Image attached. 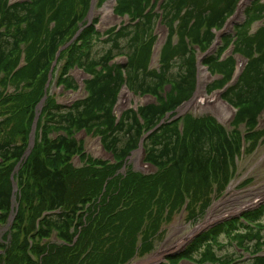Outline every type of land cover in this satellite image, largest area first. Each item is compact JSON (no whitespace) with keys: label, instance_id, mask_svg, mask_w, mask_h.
I'll return each instance as SVG.
<instances>
[{"label":"trees","instance_id":"trees-1","mask_svg":"<svg viewBox=\"0 0 264 264\" xmlns=\"http://www.w3.org/2000/svg\"><path fill=\"white\" fill-rule=\"evenodd\" d=\"M83 1L88 11L91 0ZM159 1L155 0V3ZM189 1L163 0V15H160L155 12L156 5H151V0H117L120 8L115 10L116 16H128L131 23L113 28L106 35L98 33L96 24L90 25L68 49L59 83L66 90H77L78 85L69 72L83 69L92 77L86 82L88 96L70 108H64L55 97L48 96L41 144L36 143L22 167V192L33 184L38 204L22 195L32 208V216L26 223L22 206L17 218L19 225L14 227L11 235L16 238L24 234L30 239L23 238L7 252L0 264H20L21 261L26 264H129L155 248L163 222L169 223L173 219L166 218L165 211L179 206L180 211L191 197L188 191L192 179L205 186L210 185L213 178L223 177L228 182L230 160L239 151L235 134L228 133L210 117L197 120L187 117L182 131L179 126L182 117L165 122L164 118L194 93L198 68L195 52L190 46L206 51L214 45L216 34L213 30L225 27L227 17L234 15L241 0H192L193 9L195 5L207 4L193 24V13L189 11L181 26L180 32L190 36L192 41H182L176 48V56L164 50L158 69H152L150 65L155 42L153 31L160 19L169 30L166 46L174 50L171 40L178 31L173 27L183 9L190 6ZM62 2L66 11L73 0ZM48 3L49 0H28L12 5L0 0V74L16 69L19 63L14 55L21 52L23 45H29L28 67L15 75L29 83L38 81L41 85L37 100L32 98V88L26 92L29 95L25 106L33 105L29 114L31 121L36 116L34 110L45 96L46 84L42 83L41 77L47 76L56 54L80 22L79 16L72 17V14L63 22L58 10L54 15L57 28L48 42L31 46L44 29ZM51 3L58 4L57 0H51ZM245 17L244 23L237 25L236 35H224L223 46L216 55L206 57L203 64L212 75H221L209 88L212 93L224 90L234 78L236 60L233 57L221 60L230 45L234 44L235 52L248 60L247 69L236 84L225 91L223 99L244 113L251 127L255 128L253 111H260L264 103V27L253 34H249L248 28L256 22L264 23V3L254 1L246 9ZM190 23L192 26L187 29ZM100 43L109 47L96 54L94 49ZM120 56L127 57V66L112 65ZM126 85L143 95L153 96L158 103L141 107L138 112L125 111L118 121L114 109ZM166 86L172 87L167 99L160 94ZM162 122L163 125L146 137ZM2 126L0 123V159L14 162L8 166L0 165V209L11 210L12 169L24 158L28 146L14 145L4 139ZM82 131L101 136L105 150L115 157L117 163L93 158L86 160L83 144L75 139L76 132ZM52 134H57L56 139L51 137ZM141 143L146 161L156 168L157 173L152 176L132 170L123 173L124 160L138 150ZM75 157L81 159L82 167L73 165ZM194 210L198 208L192 209L191 217L196 215ZM36 213L40 216L37 217ZM198 213L203 214L202 210ZM261 216H264V207L246 212L240 219L251 225ZM6 218L4 215L1 220ZM229 221L196 240L183 256L171 257L168 261L195 260L198 253L209 258L214 247L213 232L227 234L226 229L231 226ZM245 228L242 229L248 235L242 234L239 238L243 239L242 243L253 245V254L258 256L261 253L258 246L264 237L260 231ZM0 248L5 250L6 243H1ZM256 256L250 260L251 264H264V257ZM231 257H228L227 264H239Z\"/></svg>","mask_w":264,"mask_h":264},{"label":"rangeland","instance_id":"rangeland-1","mask_svg":"<svg viewBox=\"0 0 264 264\" xmlns=\"http://www.w3.org/2000/svg\"><path fill=\"white\" fill-rule=\"evenodd\" d=\"M4 1H6L8 4L13 5L22 4L27 2L28 0ZM244 1L245 0H241L238 7L236 8L234 15L227 17L225 27H223V29L219 31L213 30L216 34V41L218 36L223 33H225L224 35H236L235 29L237 25H242L244 23V20L246 19V9L256 0H246L243 6L244 9H242V13L241 15H239V8H241ZM260 1L264 3V0ZM57 3L58 4L53 5L51 3V0H49L45 11L46 20L44 29L41 33V36L34 40L31 43V46L38 47L39 45L43 43L46 44L48 42L49 36L57 28V23H55L54 21V15L58 10L63 16V22L65 21V17L70 14H72V17L79 16L80 22L78 24V27L73 32L71 38L68 40V42H66V44L63 43L64 45L56 54L54 62L51 68L48 70L47 76L45 77L44 75L43 77H41L42 83L46 84L44 85L45 96H43L42 100L34 110L36 113L34 121H31L29 115L33 110V105L25 106V99L29 95L26 94V92L31 91L30 89L32 88V98L34 100H37L39 98V94L37 93L41 85L38 81L29 83L27 79L15 75L20 70L23 71L28 67V52L30 48L29 45H23L21 52L14 55V58L17 59V64L19 63L16 69L0 74V123L3 124L2 130L4 131V139L10 141L14 145L24 146L25 144H27L28 146L24 158L18 161L12 169L10 182L12 186L11 193L13 195V204L11 210L0 209V214H4L7 216L6 219L1 220L4 215H0V244L4 242L6 243L5 250L4 248H0V261L7 255V252L9 250L14 249L15 246L23 240V238L27 237L28 239H30L28 235L25 236L24 234H19L16 238H12L11 235L14 227L19 225L17 218L20 210L22 211V206L25 210L24 220L26 223H28L30 217L32 216V208H30V205L26 204L24 199H22V195H25L30 200H33V203H36V205L38 204L37 190L33 184L28 185V187L22 192V167L23 164L27 161L28 157L31 155L36 143L38 142V144H41L42 122H44V120L46 119L44 109L47 104L48 96L55 97L56 101L64 108H70L74 106L78 101L83 100L88 96L86 90V82L92 77L88 75L83 69H72L69 72V76H71L78 85L77 90H66L64 86L59 83L62 68L67 62L68 49L78 39L81 38V36L84 34V30L90 25L96 24L98 33L101 35H106L107 32L113 28L131 23V20L128 16H116L115 10L117 8H120V5L118 6L117 0H95L92 14L91 9L93 6V0H91V5L88 11L86 10L87 6L83 0H73L71 6L66 11L64 10V3L62 2V0H57ZM154 4L156 5L155 12L163 15V0L156 3L155 0H151V5ZM189 4L190 6L183 9L180 18L173 27V29L178 31L171 40V46L174 47V50L168 49V46H166L169 38V30H167L168 28L162 23V21L154 29L153 33L155 35V42L152 44V60L150 64L152 69H158L161 66L160 59L164 50L169 52L170 55L176 56L178 54L176 48H179L178 46L182 41L187 43H189V41H192V38H190V36L180 32L181 26L185 21L189 11L193 13L191 19V22L193 24L194 20H197L198 14L203 11V8L207 4L203 3L197 6L195 5V9H193L191 6L192 4H194L192 0L189 1ZM111 5L113 8L114 17H110L107 15V7ZM150 10L151 8L148 9V11ZM1 13L2 11L0 10V15ZM81 14L83 17H80ZM191 26L192 25L190 23L187 29H189ZM262 27H264L263 22H256L252 26V28H248L249 34L257 32ZM225 30L226 32H224ZM187 37H189L190 39L186 40ZM219 40L220 38H218V41ZM222 46V40L218 45H216L215 42V44L211 45V47H209L206 51H202L198 46H190V48L195 52L198 68L194 93L177 110H174L172 112L170 111L164 118V122L166 120L170 121L182 117L183 119L181 120L179 125L180 130L182 131L185 124V119L187 117L195 118L196 120L210 117L213 118L217 122V124L222 126L228 133L235 134V137H237L239 140V151L235 154L234 159L230 160L228 182L225 181V178L218 177L219 179L213 178L210 182V185L205 186L199 180L192 179L191 187L188 191V195L191 196V200L188 199L181 207L180 211H178L180 206L175 209L168 208L165 211L166 218L173 217V219L169 223H167L166 220L163 222V225L161 226L159 231L161 232V234L157 238L155 248L149 254L143 257H136L129 264H139L140 262H146L155 257L158 252L171 248L174 244L178 243L179 241H181V239H184L186 237L188 238V240L183 247L178 249H170L165 255V257L168 255L166 259H170L171 257L175 256L181 257L196 240H198L200 237H202L212 229L226 224L229 220L231 226L226 229L228 231L227 234L217 235L213 232L214 247L212 248L213 253L209 256V258L201 257L198 253L196 255L197 260L185 259L176 263H170L169 261L165 260V257H163L162 260L157 264H227V262H229V256H232L231 258H233L234 260L236 259L239 264H251L250 260L254 256H256L255 254H253L254 246L242 243L243 239L239 237L242 236V234L243 236L248 235V233H246L242 229L243 227H246L245 230H252L254 232L260 231L261 236L264 237V216H261L254 222H251V225H246L243 221H241L243 217L241 218V216L239 215L234 217L233 215L231 217L225 218L226 221H224L225 219L218 222L216 221L208 226H205L207 228L202 227L204 229H199L209 219L211 212L214 210L216 204L224 200H232L229 204L221 206L219 208L220 210L212 215V218L215 214H221L226 211L232 213L236 209L240 208L243 204H251L252 201L257 200L256 198H259L261 192H264V103L263 108L260 111H253V114H255L256 117L255 128L251 127V123L247 121L244 113L239 112L231 105L229 106H231L233 113L231 112L230 114L229 112H227L226 114L223 109L219 110V113L213 111V105H209L207 104V102H205L204 104L201 102L203 105L198 107L185 109L188 104L195 102V99L200 92L199 84L200 81L203 80L201 78L202 74H209L207 70L203 68L207 67L204 66L203 61L210 55H216L218 49ZM108 47L109 45L100 43L95 47L94 51L97 54L103 52ZM211 50L213 51L211 52ZM156 52L158 53L157 56ZM229 57H233L236 60V70L233 77H235L237 73H239V76H241L248 67V60L244 56L235 52L234 44L230 45L221 60L227 59ZM13 63L14 62L12 61V65ZM112 65L127 66L128 59L126 56H120L114 61ZM220 78L221 75H210V79L207 81L208 83L203 93L206 92L208 97L216 93L220 94L222 89L209 93V88ZM231 82H229L225 87H227ZM125 90L129 91V94L127 95L129 102L123 108L120 105V101L122 98L126 97H124L122 94ZM171 91L172 87L166 86L161 90L160 94L163 93V97L167 99ZM203 93L200 92V95H202ZM223 96L224 94L220 96V98H222L221 100H219L220 98H218L219 102H225ZM157 103V99H154L153 96L143 95V93L138 92L136 89L131 90L126 85L120 92L117 105L114 109V115L119 121L125 111L134 110L138 112L141 107ZM259 109L260 108H258V110ZM33 128H35V133L34 145L32 146L31 136ZM148 134H150V132L147 133L146 136ZM51 137L56 139L57 134H52ZM75 139L83 144L86 154V160L89 158H93L95 160L107 163H117L115 157L110 152L105 150L102 143V138L98 134L88 133L86 131L76 132ZM13 162V160L4 162L0 159V165L4 166H8ZM73 165L75 167H82L83 163L79 157H75L73 159ZM127 170H132L144 176H152L157 173L156 168L148 163V161H146V152L140 151V149L130 153L127 159L124 160V163L122 165V172L125 173ZM232 185H235L234 188H232ZM206 205H208L207 208ZM261 207H264V201L257 204L253 208L251 207V209L247 210V213L258 210ZM194 208L202 210L203 214H199L198 210H194L193 213H196V215L194 217H191L190 214L192 212V209ZM36 216L38 217L40 216V214L36 213ZM234 219L237 220L233 221ZM38 223L39 221L37 222V224ZM249 246L251 248H249ZM258 249L259 252H261L258 256L264 257V240L263 243L258 246ZM20 264H26V261H21Z\"/></svg>","mask_w":264,"mask_h":264},{"label":"bare ground","instance_id":"bare-ground-1","mask_svg":"<svg viewBox=\"0 0 264 264\" xmlns=\"http://www.w3.org/2000/svg\"><path fill=\"white\" fill-rule=\"evenodd\" d=\"M246 1V0H245ZM245 1L243 2V5L241 6V8H240V12L238 13L239 15H241V13H242V9H244L243 8V6H244V3H245ZM111 3V2H110ZM247 5V4H246ZM244 12V11H243ZM107 15L108 16H112V17H114L113 16V8H112V5L111 6H108L107 7ZM157 53V52H156ZM158 55V53L156 54V56ZM201 78L203 79V80H201L200 81V84H199V91L201 92V93H203L204 91H205V88H206V85H207V81L210 79V74H206V73H204V74H202V76H201ZM200 92H199V94L197 95V97H196V99H195V102L194 103H190V104H188L187 105V107L185 108V109H189V108H192V107H198V106H201V105H203L205 102H207V104H209V105H213V107H212V110L213 111H215V112H218L219 110H224V112H226V114H227V112H229V114L232 112L233 113V111H232V108L229 106V105H227L224 101H222V102H219L218 101V98H220V95L218 94V93H216V94H213L212 96H210V97H208L207 96V94H206V92L205 93H203L202 95H200ZM123 96L125 97V98H122L121 99V101H120V105L124 108L125 106H126V104L129 102V99L127 98V95L129 94V91H123ZM219 100H221V98L219 99ZM145 102V101H144ZM147 102V101H146ZM201 102H203V104L201 103ZM196 103V104H195ZM183 108V107H182ZM226 109V110H225ZM219 113V112H218ZM222 113V112H221ZM222 115V114H221ZM224 116V115H223ZM220 119V118H219ZM224 119H226V118H224ZM228 119V118H227ZM222 120V119H221ZM98 144V143H97ZM234 186L235 185H232V188H234ZM257 200H254V201H252V203L250 204V203H248V204H243L240 208H238V209H236L234 212H232V213H229V211H226V212H223V213H221V214H215L214 216H213V218H212V215L214 214V213H216V212H218L220 209V207L221 206H224V205H227V204H229L231 201H230V199H228V200H224V201H222V202H220V203H218V204H216V206L214 207V210L211 212V215H210V217H209V219L206 221V223L203 225V226H201L199 229H204V228H202V227H205V226H208V225H210L211 223H213V222H218V220H220V219H225V218H228V217H230V216H232V215H234V214H237V213H239L240 211H242V210H245V209H249V208H251V207H254L255 205H257V204H259V203H261V202H263L264 201V192H261L260 193V195H259V198H256ZM205 228H207V227H205ZM192 233V232H191ZM198 233V232H197ZM196 234V233H195ZM194 234V235H195ZM192 235V234H191ZM190 235V236H191ZM190 239V238H189ZM188 240V238H184V239H181V241H179L178 243H176V244H174L171 248H169V249H166V250H162V251H160V252H158L157 254H156V256L155 257H153V258H151L150 260H148V261H146V262H140L139 264H157L158 262H160L161 260H162V258L163 257H165V255L167 254V252L170 250V249H178V248H181V247H183L184 246V244L186 243V241ZM173 251H175V250H173ZM138 264V263H137Z\"/></svg>","mask_w":264,"mask_h":264},{"label":"water","instance_id":"water-1","mask_svg":"<svg viewBox=\"0 0 264 264\" xmlns=\"http://www.w3.org/2000/svg\"><path fill=\"white\" fill-rule=\"evenodd\" d=\"M94 3H95V0H93V6H92V9H91V14H92V12H93V8H94ZM161 22V21H160ZM160 24V23H159ZM229 24V23H228ZM228 26V25H227ZM226 26V27H227ZM224 32H226V30L224 31ZM224 34V33H223ZM223 34H220L219 36H218V38H220V40H221V36L223 35ZM220 40L216 43V45H218L219 43H220ZM213 50H211V52H212ZM211 52H209V53H211ZM59 55V54H58ZM208 55V54H207ZM206 56V55H205ZM201 61H202V59H201ZM204 68V67H203ZM205 70H207L206 68H204ZM207 72H208V70H207ZM238 77H239V74H237L236 76H235V79H234V81L231 83V84H229L223 91H221L220 92V96L225 92V90L228 88V87H230L231 85H233V84H235L236 83V81L238 80ZM227 104V103H226ZM164 124V122H162L159 126H157L156 128H155V130H153L152 132H154V131H156L161 125H163ZM151 132V133H152ZM34 133H35V128H33V132H32V136H31V145L33 146L34 145ZM150 135V134H149ZM140 151H144L145 152V150L143 149V145L141 144V146H140ZM168 256V255H167ZM167 256L165 257V260H166V258H167Z\"/></svg>","mask_w":264,"mask_h":264}]
</instances>
